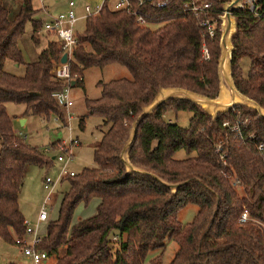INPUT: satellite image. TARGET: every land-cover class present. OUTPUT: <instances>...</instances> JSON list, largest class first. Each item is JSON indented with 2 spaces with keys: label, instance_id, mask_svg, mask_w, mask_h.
<instances>
[{
  "label": "trees",
  "instance_id": "obj_1",
  "mask_svg": "<svg viewBox=\"0 0 264 264\" xmlns=\"http://www.w3.org/2000/svg\"><path fill=\"white\" fill-rule=\"evenodd\" d=\"M30 1L19 0L11 19L0 5V239L8 244L23 233L17 195L24 167L48 168L53 158L13 130L5 104L23 105L21 117L48 121L57 115L63 122L62 110L51 97L64 85L52 74L62 54L56 40H47L33 62H24L17 47L26 22L32 32L42 24L32 18ZM167 1L162 8L149 9L155 19L148 23H162L154 30L103 0L96 13L84 17L82 32L74 33L75 44L66 58L73 84L82 87L84 69L113 63L124 67L129 78L97 81L99 95L83 100L86 114L99 117L103 130L93 146L94 165L61 178L68 189L39 245L52 264H142L148 251L162 248L165 238L177 245L166 264H264V119L256 111L233 107L249 118L240 128V139L221 124L231 122V109L211 119L189 101L167 99L145 115L135 128L128 159L166 182L187 181L174 192L149 176L125 174L118 157L130 123L159 87H179L209 98L217 92L219 31L205 39L209 58L203 60L198 19L179 12L174 0ZM224 1L209 0L216 11ZM258 2V17L241 9L233 12L230 69L235 88L264 108V0ZM30 40L38 43L32 33ZM243 57L249 60L245 75L239 66ZM5 61L22 65L23 74L7 72ZM167 110L189 111L187 126L164 121ZM218 142L226 153L223 160L215 151ZM178 150L186 157L174 159ZM233 178L238 188L230 185ZM92 199L94 212L71 223L74 208ZM187 204L196 205L197 211L181 224L176 214ZM243 209L247 220L239 223ZM160 256L150 264H162Z\"/></svg>",
  "mask_w": 264,
  "mask_h": 264
},
{
  "label": "rangeland",
  "instance_id": "obj_2",
  "mask_svg": "<svg viewBox=\"0 0 264 264\" xmlns=\"http://www.w3.org/2000/svg\"><path fill=\"white\" fill-rule=\"evenodd\" d=\"M67 0H33L34 6H37V11L34 12L32 18H42L47 20V6L50 4L51 16H56L57 12L61 9L59 2ZM219 1V0H216ZM52 2V4H51ZM77 4L80 0H76ZM82 4V3H80ZM46 12V13H45ZM61 13V12H59ZM38 20V19H35ZM162 23L153 22L146 24L147 27L154 30L161 26ZM84 20H78L73 26V32L80 34L83 30ZM31 25L29 22L24 24V33L20 38V43L23 45L24 52L27 49H31L37 54L45 47L47 40H54L55 37L44 33L43 31L38 36V43L34 44L30 40ZM9 61H5L4 69L17 76L23 74V66L16 65ZM249 60L243 57L239 61V66L242 70V74L245 75L248 69ZM82 87L73 84L69 86V96L72 100L70 107L71 119L66 127L65 123L55 122L52 117L48 121H44L35 116L21 117L24 107L21 104L6 103L5 111L12 119V128L19 133L23 134L25 140L40 150H43L44 154L48 157L56 156L62 153V149L67 148L65 145L61 146L62 141L68 146L69 140H75L76 144L69 146V160H67L64 168L67 172L73 174L78 173L82 168L92 167L93 156L92 150L95 143L99 140L103 127H99L100 118L95 115H87L84 107V98L93 99L99 95V87L96 85L97 81L105 82L110 79L125 77L129 78L127 70L118 64H108L101 68L90 67L86 68L82 72ZM237 112L235 108L232 110L231 122L233 119V113ZM238 113V112H237ZM191 113L187 110L172 111L167 110L163 114V120L175 123L180 127H186L188 119ZM241 119L247 121L249 118L246 116H239ZM235 118V117H234ZM82 119V125H78V120ZM20 120L23 123L20 124ZM25 120V121H24ZM99 127V128H98ZM46 150L44 151V149ZM67 154H61V157L65 160ZM172 157L174 159H182L186 157L183 150L176 151ZM62 166V162L52 160L50 167L39 168L34 165H27L24 167L22 184L19 188L17 195L18 209L23 216V219L28 222H33L39 206L43 203L47 195V190L42 185V179L49 177L54 180L57 176L58 169ZM68 183L66 179H60L58 182L53 183L52 191L49 195V199L46 205V212L48 220H54L57 216V209L62 194L67 191ZM239 194L241 191L235 189ZM96 200L92 199L88 204H78L72 213L71 223L91 215L94 212ZM197 211V206L194 204H187L182 207L176 214V219L181 224L187 223L191 220L193 215ZM163 246L161 249L155 248L146 253L142 264H150V260L161 253L160 260L162 264H166L172 258L177 245L170 238L163 240ZM26 264L25 259L21 256L19 250L13 245L8 244L0 239V264Z\"/></svg>",
  "mask_w": 264,
  "mask_h": 264
},
{
  "label": "built area",
  "instance_id": "obj_3",
  "mask_svg": "<svg viewBox=\"0 0 264 264\" xmlns=\"http://www.w3.org/2000/svg\"><path fill=\"white\" fill-rule=\"evenodd\" d=\"M40 1L41 0H39V2ZM101 3L92 7L89 5H84L83 18L87 15L96 13L100 8ZM167 3V0H111L109 6L114 10H124L125 12L133 16L135 23L139 25H145L148 23V21L150 22L155 19V16L150 13L149 9L153 10L162 8ZM174 5L178 8L179 12L189 13L190 15L198 19L199 27L201 28L199 52L201 58L203 60H207L209 58V53L205 39L212 38L215 33L219 31V16L222 13V10L216 11L214 8H212L209 0H174ZM71 6L72 1H69L67 9L64 12L58 13L56 16H49V19L47 21H44L39 28L35 29L32 32V34L36 37L39 36L41 31L45 33H52L58 44L60 52L65 53L66 58L70 52L71 47L75 44L73 26L75 21L77 20V17L75 16ZM238 9L247 12L252 17H258L262 12L258 0H239ZM52 74L55 79L64 82V85L61 89L53 91L51 93V97L55 100L57 106L62 110L63 122L66 124L65 126L68 127V123L71 119L69 110L72 105V100L69 96V83L70 81H72V77H70L66 62L60 63L58 61L57 64L52 67ZM231 110H233V107L231 108ZM52 119L57 123L60 122L57 115L53 116ZM233 119L234 120L230 123L227 121H223L221 124L240 139V128L245 127L247 121L238 117L237 112L233 113ZM17 134L24 137V135L19 132H17ZM61 144V146L65 145L66 147H68V149L60 148L62 150L61 154H67L66 159L64 160L61 157V154H57L56 156L52 157L53 160L62 162V166L58 169L57 176L54 180H51L47 176L42 179V185L44 189L47 190V195L43 200V203L39 206L33 222H28L23 219V233L19 236L13 237L12 244L19 250L21 256H23V258L25 259L26 264H52L53 262L52 258L44 250L39 248V245L45 234V225L48 221L46 205L49 199V195L52 191L53 183L58 182L65 175H73L72 172H67L64 166L70 157L69 146L76 144V142L75 140L71 139L68 142V146L63 141ZM45 150L46 148L44 149V151ZM256 150L258 152L262 151L261 143L256 146ZM215 151L216 153H218L219 159L223 160V157L226 153L222 151L221 143L218 142L215 144ZM262 164L264 165V159ZM226 178H229V176H226ZM229 182L233 188L239 187L238 180L233 178ZM246 220L247 213L243 209L238 217V222L243 223ZM112 240L114 241L115 237H112Z\"/></svg>",
  "mask_w": 264,
  "mask_h": 264
},
{
  "label": "water",
  "instance_id": "obj_4",
  "mask_svg": "<svg viewBox=\"0 0 264 264\" xmlns=\"http://www.w3.org/2000/svg\"><path fill=\"white\" fill-rule=\"evenodd\" d=\"M238 8L239 0H226L221 4L222 13L219 16L220 29L218 36L219 55L216 62V74L218 80L216 95L209 98L202 94L179 87H159L150 102L140 108V111L130 123L127 138L120 148L118 157L123 165L125 174L133 172L149 176L163 186L169 188L170 192H174L178 186L187 182H166L160 179L157 175L140 167L134 166L128 159V151L133 143L135 128L138 122L167 99H182L189 101L200 107V109L208 114L211 119H214L216 114L225 113L228 109L238 105L253 109L261 118L264 119V108L259 106L251 98L238 91L233 84L231 76L230 61L231 52L233 50L231 35L234 33L236 26L233 12ZM58 61L60 63H65L66 54L62 53ZM69 85H73V81H70ZM22 123L23 120H20V124Z\"/></svg>",
  "mask_w": 264,
  "mask_h": 264
},
{
  "label": "crops",
  "instance_id": "obj_5",
  "mask_svg": "<svg viewBox=\"0 0 264 264\" xmlns=\"http://www.w3.org/2000/svg\"><path fill=\"white\" fill-rule=\"evenodd\" d=\"M33 0L30 1L31 3V7L32 9L36 12L37 11V6H34L32 5ZM39 1V0H38ZM69 1H72V10L75 14V16L77 17V20L75 22H77L78 20H81V19H84L83 18V15H84V11H83V7L84 5H89V6H94V5H97L99 3L102 2V0H80V3L82 4H77L76 0H67L66 2L65 1H62V2H59V5H61V9L63 10H59L57 12V14L59 12H64L66 9H67V6H68V2ZM111 2V0H109V3ZM41 3V1L39 2ZM52 4V2H51ZM0 5H2L3 7H5L8 11V18H12L17 12H18V9H19V0H0ZM50 7V4L47 6V14H45L47 17V20L49 19V16H51L52 12L49 8ZM46 13V12H45ZM35 19H38L40 22H44V21H47V20H44L40 17L38 18H35ZM75 24V23H74ZM42 32V31H41ZM40 32V33H41ZM32 33V32H31ZM45 33V32H44ZM40 35V34H39ZM38 37V36H37ZM21 38V37H20ZM20 38L17 40V47L18 49L20 50V53H21V56H22V59L24 60V62H33L36 58V54L34 53V51H32L31 49H27L25 52H24V49H23V45L20 43ZM38 41H39V38H38ZM82 80H83V77H82ZM25 118V117H24ZM26 119V118H25ZM25 121V120H24ZM14 130V129H13ZM15 132H18L16 130H14ZM26 137V136H24Z\"/></svg>",
  "mask_w": 264,
  "mask_h": 264
}]
</instances>
